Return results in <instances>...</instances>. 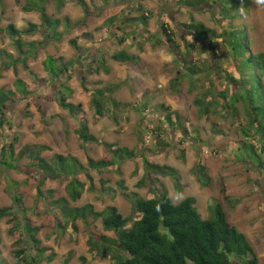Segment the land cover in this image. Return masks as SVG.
<instances>
[{"label": "rangeland", "instance_id": "374dc122", "mask_svg": "<svg viewBox=\"0 0 264 264\" xmlns=\"http://www.w3.org/2000/svg\"><path fill=\"white\" fill-rule=\"evenodd\" d=\"M85 1L88 11L75 1L66 3L61 12H57L54 3L47 4L49 16L62 22L59 32H63L65 36L62 41L57 42L47 39V31L41 27L38 12H24L27 0H0V29L14 25L18 30H25L29 29L30 24H35L39 26V31L22 40L25 43L44 44L37 48L34 57H28V70L20 64L17 75L13 69L1 71L3 79L0 80V90L16 91V81L20 79L33 95L22 103L9 106L5 111L11 127L6 125L0 132V150L4 143L13 144L18 138L17 153L25 146H46L51 150L43 156L49 162L60 154L75 156L84 166H87L88 159H111L104 145H85L78 139L76 131L81 121L85 120L100 143L113 145L114 149L128 148L137 158L128 160L120 169L115 166L102 173L91 171L96 192L88 190L89 183L84 178L87 187L82 198L77 203H72V206L82 208L92 205L96 212L116 207L124 218H131L130 224H133L137 217L131 203L122 196L119 183L123 182L128 193H135L146 199L154 197L152 187L160 191L163 186L175 204L188 197L195 198L204 219L211 216L212 206L220 205L226 212L229 223L245 235L255 249L260 264H264V166L248 163L246 155L242 153L246 140L242 128L248 123L246 112L239 104L238 115L234 114L235 111L228 114L219 108L217 113L211 111L208 117H202L199 108L195 106L198 97L208 101L216 98L225 105V100L219 94L225 93L226 99L234 96L239 92L238 84L244 74L238 71L237 64L240 63L238 61L236 64L232 58L224 44L225 39L203 40L193 32L187 33L179 27L180 24L188 25L195 21L215 31L218 36L230 28H245V36L252 52L264 54V0H251L246 14L233 20L227 18V21H224L218 10L214 13L210 11L215 10L211 0L209 2L212 5H207L199 12H189L180 7L170 11L168 6L175 8V3L182 0H118L110 2L108 6H104L102 0ZM222 1L228 5L226 10L237 11V7L232 5L233 0ZM139 4L153 13L148 27H131L130 25L136 24L131 22L119 32V27H122L127 17L134 19L140 16L136 12ZM114 17H122L120 23L107 26L109 18ZM66 19L71 23L72 29L69 32H66ZM172 22L177 23L181 31L180 36L175 38L180 48L178 52L163 40L161 34L162 25H173ZM84 34H91L93 41L84 40ZM123 38H126V42L121 45L120 39ZM71 40H77L83 49L81 56L70 45ZM158 42H162V45H157ZM211 47L215 48L217 57L212 56ZM24 49L28 51L29 48ZM0 50L4 52L0 66L4 62H12L4 54L12 55L15 60L19 57L14 40L7 33L0 34ZM121 50L139 57V62L126 65L113 61L112 56ZM49 57L63 58L64 62L74 64L80 57L83 59L62 79L53 80L45 67ZM103 58L111 73L90 75L91 62ZM182 58L196 66L202 74L192 82L186 77L179 88H174L172 83L178 72H185ZM214 62L219 65L220 77L214 70ZM208 64L210 72L206 71ZM83 77L86 78L90 91L119 86L114 94L115 100L121 104L118 121L113 119L114 111L110 106V113L105 118L97 119L89 97L83 93ZM230 77L238 84L233 83ZM213 82L215 86L212 85ZM192 84L195 86L194 91H191ZM63 85L73 91L69 102L82 106L81 121L60 108L58 92ZM17 97L23 98V95L17 93ZM38 107H42L44 111L41 113ZM162 107L168 109V112L160 110ZM136 108L140 112H136ZM168 113L180 116L191 136L188 142L180 130H173L168 126ZM30 114L32 118H28ZM248 143L259 148L251 138ZM143 156L152 164L176 169L181 179L182 194L177 193L176 183L169 177H147ZM199 165L205 167L209 177L206 187L200 184L195 172ZM18 166V169L28 171V174L0 169V208L13 207L15 194L23 199V206L27 210L25 218L39 229L41 248H46L47 256L53 258L52 262L42 264H115L112 260H102L91 253L87 245L92 235L115 237L103 230L101 221H94L93 218L87 223L79 221L76 224L77 231L73 228L66 231L61 228L64 222L61 213L54 207L53 200L68 198L66 187L69 182L42 176L27 159L20 161ZM31 168L37 170V173H33ZM103 182L107 183L103 185ZM142 182L145 186L140 188L139 184ZM104 187L112 188L117 193L114 197L107 196L102 193ZM39 188L46 198L50 191L54 192V197L39 198ZM22 220L19 217L13 223L8 220L0 222V264L2 261L4 264L17 263L14 252L20 247L15 246V243L25 239L24 230L17 228ZM22 247L25 248V245Z\"/></svg>", "mask_w": 264, "mask_h": 264}, {"label": "trees", "instance_id": "16d2710c", "mask_svg": "<svg viewBox=\"0 0 264 264\" xmlns=\"http://www.w3.org/2000/svg\"><path fill=\"white\" fill-rule=\"evenodd\" d=\"M73 1L77 2L85 11H88V4L85 0H27L24 12H38L41 16V27L47 31V39L60 42L65 36L63 32H59L62 22L49 16L46 6L49 3H54L57 7V12H61L66 3ZM102 1L104 6H108L110 2L118 0ZM209 1L182 0L179 3L176 2L175 7L183 9L205 8L207 5H212ZM211 1L214 3V11L218 10L224 21H227V18L233 20L238 16L241 17L243 14H246L250 8L251 0H233L234 3L232 5L235 8L237 7V11L226 10L228 5L222 0ZM136 12L140 16L134 19L127 17L122 27H119V32L125 26H129L127 24L131 22L136 23L135 25H130L131 27H148L153 17L152 11L139 4ZM121 19L122 17H114L109 19L106 24L107 26H116L120 23ZM65 22L66 32H69L72 29L70 20L66 19ZM172 23L173 25L163 24L161 34L164 37L163 40L178 52L180 48L176 44L175 38L180 36L181 31L178 29L177 23ZM179 27L187 33L193 32V34L203 40L210 39L217 41L218 39H225L224 44L228 47L232 58L236 61V64L239 61L240 65L237 64V69L241 74H244V78L238 84V82L230 77L233 83L238 84L239 92L230 99H226L225 93L219 94L220 98L225 100V105H223L221 100H217L216 98L208 101L206 98L198 97L195 100V106L199 108V114L202 117H208L211 111L217 113L219 108L228 114L232 111H235L234 114H237V106L241 104L248 118L247 125L245 128H242V132L246 137L242 153L246 155L248 163L252 162L253 165L264 166V54H254L252 52L249 41H247L245 36L247 33V29L245 28H230L218 36L215 31L195 21L188 25L180 24ZM240 30L243 35H241ZM38 31L39 26L35 24H30L29 29L25 30H18L14 25L0 29V34L7 33L14 40V46L19 54L16 60L13 59L12 55L4 54L12 62H4L3 66H0V80L3 79L2 70L9 71L13 69L17 75L20 64L28 70V57H34L37 48L44 44H37L35 42L25 43L22 39L25 36H33ZM83 39L93 41L91 34H84ZM125 42L126 38L120 39L121 45L125 44ZM70 45L81 56L83 49L78 45L77 40H71ZM157 45H162V42H158ZM25 47L29 48L28 51L24 49ZM154 47H156V44H154ZM210 52L213 57H217L214 47H211ZM3 53L0 50V59ZM82 59L83 57H80L74 64L64 62L63 58L49 57L45 63L46 71L53 80L62 79V76L74 69L76 64L80 63ZM112 60L127 65L137 64L140 58L121 50L112 56ZM55 63L57 64L56 67ZM182 66L185 72L184 74L181 71L178 72V76L172 83L174 88H179L182 80L186 77L192 82L197 76L202 74L201 70H198L196 66L190 65L185 59H183ZM213 67L217 76L220 77L219 65L214 62ZM206 68V71L210 72V64ZM102 72L107 75L111 73L106 59L92 61L89 65V74L100 75ZM212 85L215 86V82ZM81 87L83 93L89 97L90 106L94 110L97 119L105 118L110 113V109L108 108L110 106L114 111L113 119L118 121L119 117L117 116H119V112L121 111V104L115 100L114 94L119 89V86L90 91L87 88L86 78L83 77ZM194 89L195 86L192 84L191 91H194ZM17 93H21L23 98H18ZM72 93L73 91L70 88L63 85L62 89L58 92V104L71 117L79 119L83 113L82 106L69 102ZM31 95L33 93L30 92L26 83L20 79L16 81V91L0 90V132H2V129H5L6 125L11 127L8 116L5 113L7 108L26 101ZM38 108L42 113V108ZM160 110L168 112V109L164 107ZM135 111L140 112V109L136 108ZM32 117L31 114L28 115V118ZM166 122L173 130H180L185 136L184 139L187 142L189 141L188 138L191 137L189 131L182 124L181 118L177 113L166 114ZM76 134L78 139L85 145L90 143L104 145L105 150L110 153L111 159L101 161L88 159L87 166H84L77 158L72 156L56 155L52 162H49L43 156L45 152L51 150L49 147L25 146L17 153V138L15 143H11L10 145L4 143L1 147L0 169L17 171L19 168L18 163L27 159L30 161L31 166L43 174L44 177L55 181L63 179L69 182L66 187L68 198L53 200V205L61 213L64 222L61 228L65 231L69 228L77 231V222L87 223L90 218H93L94 221H101L103 230L107 234L115 235L114 238L110 236L95 237L92 235L87 242L91 253L96 254L102 260H112L115 264H260L255 249L245 235L241 234L229 223L227 214L220 205L212 206L211 216L204 219L197 208V200L195 198L188 197L180 203L175 204L169 192L163 186H161L160 191L152 187L151 193L154 197L146 199L135 193H128L123 182L119 183L122 196L131 203L134 215L137 217L133 224H130L131 218H124L116 207H108L102 212H96L92 205H86L82 208L72 206V203H77L82 198L84 190L87 187V183L83 181L84 178L89 183L88 190L91 193L96 192L91 171L102 173L115 166L120 169L128 160L137 158L136 154L128 148L114 149L113 145L100 143L91 133L85 120L81 121ZM250 138L259 145V148H256L254 144L248 143ZM143 163L147 177H169L176 183L177 193L179 195L182 194L181 179L176 169L152 164L146 156H143ZM195 172L200 184L204 187L208 186L209 177L205 167L199 165L196 167ZM147 177L145 178L146 181ZM106 183L103 182V185ZM144 186V182L139 184L140 188ZM102 193L114 197L117 192L112 188L104 187ZM38 194L39 198L42 199L54 197V192L50 191L46 198L41 188L38 189ZM13 200V207L0 208V222L8 220L9 223H13L17 218H23L22 222L18 223L17 228L24 230L25 239L15 243V246L20 247L14 252L15 259L17 260L16 264L52 262L53 258L47 256L48 250L41 248L42 241L38 238L39 229L33 227L25 218L27 210L23 206V199L15 194ZM24 245L25 248L22 247ZM1 257L2 253L0 250ZM1 264H4V261Z\"/></svg>", "mask_w": 264, "mask_h": 264}, {"label": "water", "instance_id": "95a60500", "mask_svg": "<svg viewBox=\"0 0 264 264\" xmlns=\"http://www.w3.org/2000/svg\"><path fill=\"white\" fill-rule=\"evenodd\" d=\"M202 9L203 8H197V9H185L186 11H197V12H199V11H202ZM176 26V25H175ZM31 171H33V173L35 172V173H37V170H34V169H30ZM18 171L19 172H22V173H25V174H28V171H23V170H20V169H18ZM42 176H44L43 174H42Z\"/></svg>", "mask_w": 264, "mask_h": 264}, {"label": "flooded vegetation", "instance_id": "af4514ba", "mask_svg": "<svg viewBox=\"0 0 264 264\" xmlns=\"http://www.w3.org/2000/svg\"><path fill=\"white\" fill-rule=\"evenodd\" d=\"M166 4H167V3H166ZM167 6H168V4H167ZM208 6H210V5H208ZM168 7L170 8V11H174V10L177 9V7H175V8H172V7H170V6H168ZM210 11L214 13V10L210 9ZM170 14H171V13H170Z\"/></svg>", "mask_w": 264, "mask_h": 264}, {"label": "crops", "instance_id": "0c3cea01", "mask_svg": "<svg viewBox=\"0 0 264 264\" xmlns=\"http://www.w3.org/2000/svg\"><path fill=\"white\" fill-rule=\"evenodd\" d=\"M109 19H111V18H109ZM74 104V103H73ZM42 108V107H41ZM61 108V107H60ZM62 109V108H61ZM63 110V109H62ZM42 111H44L43 110V108H42ZM82 117V116H81ZM81 117H79V119H80V121H81ZM61 155V154H60ZM72 157H74V158H77V157H75V156H72ZM78 159V158H77ZM79 160V159H78ZM80 161V160H79ZM81 162V161H80ZM82 163V162H81ZM83 164V163H82Z\"/></svg>", "mask_w": 264, "mask_h": 264}]
</instances>
